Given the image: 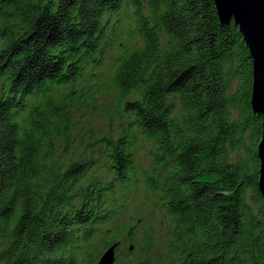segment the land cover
<instances>
[{
	"label": "trees",
	"instance_id": "1",
	"mask_svg": "<svg viewBox=\"0 0 264 264\" xmlns=\"http://www.w3.org/2000/svg\"><path fill=\"white\" fill-rule=\"evenodd\" d=\"M252 86L215 0H0V264H264Z\"/></svg>",
	"mask_w": 264,
	"mask_h": 264
},
{
	"label": "water",
	"instance_id": "2",
	"mask_svg": "<svg viewBox=\"0 0 264 264\" xmlns=\"http://www.w3.org/2000/svg\"><path fill=\"white\" fill-rule=\"evenodd\" d=\"M222 24L234 21L253 58V111L262 116L263 132L258 144L260 158L259 189L264 199V0H215ZM117 244L110 246L97 264H115ZM133 249V246H130Z\"/></svg>",
	"mask_w": 264,
	"mask_h": 264
},
{
	"label": "rangeland",
	"instance_id": "3",
	"mask_svg": "<svg viewBox=\"0 0 264 264\" xmlns=\"http://www.w3.org/2000/svg\"><path fill=\"white\" fill-rule=\"evenodd\" d=\"M120 14H121L122 23L119 27V31H120L121 38H123L127 35L128 29L132 28L131 24H132L133 15H132V11L130 8H124V7L122 8ZM98 124L100 125L99 122H98ZM144 146H147V145L142 144L141 148H143V150L139 152V159H140L143 167L150 168L148 147H144ZM141 201H142V199L140 197H135V199H134V203H136V204H140ZM125 252L123 254H125Z\"/></svg>",
	"mask_w": 264,
	"mask_h": 264
}]
</instances>
